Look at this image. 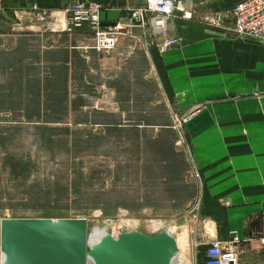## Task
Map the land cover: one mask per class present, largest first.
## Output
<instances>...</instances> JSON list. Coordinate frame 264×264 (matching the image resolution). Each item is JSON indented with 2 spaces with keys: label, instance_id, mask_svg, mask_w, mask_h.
Listing matches in <instances>:
<instances>
[{
  "label": "crops",
  "instance_id": "1",
  "mask_svg": "<svg viewBox=\"0 0 264 264\" xmlns=\"http://www.w3.org/2000/svg\"><path fill=\"white\" fill-rule=\"evenodd\" d=\"M76 1L96 2L104 11L122 13L130 6L144 3V0H0V114H9L22 121L24 107L39 109L35 115L38 119L44 117L42 109L50 102L53 106L56 103L66 108L78 105L86 108L83 120L77 124H92L99 129L77 134V140L83 141L86 151H91L88 146L91 143L104 144L101 151L107 156L108 171H113L111 166L115 165L114 170L122 180L113 185L101 183V187L106 191L110 188L120 191L121 202L134 195L140 203L162 201L165 199V193H159L162 189L179 190V200H163V203H178L180 212L196 197L198 204L194 207V216L197 222L202 220L210 225V228L202 226V234L228 241L231 236H239L240 244L233 242L238 264H264L260 240L264 235V43L236 35L231 30L232 21L228 27L223 26L225 28H210L198 21L201 14L231 10L240 0H181V5L185 4L194 12V18L172 20L171 32L181 38L180 45L163 55L152 49L151 59L141 53L152 72L147 70L145 77L146 82L152 84H140L144 93L150 92L144 89H151L149 94L139 96L146 105L137 108L135 98L140 85L133 83L127 98L118 86L115 101L110 100L113 98L107 100L119 106L101 103L99 109L95 107L99 106L95 103L98 100L77 105L72 97L57 102L45 96V91H51L46 85H52L54 75L50 69L54 63H57L56 68L65 71L66 91L75 85L69 72L73 58L62 62L57 55L59 52L70 54L69 47L74 49L81 38L79 32L60 29L61 15ZM34 4L37 9L33 8ZM48 10L55 12H45ZM93 86L99 92H109L104 83L89 88ZM156 88L159 96L168 102V108L190 114L185 125L189 152L173 151L172 131L167 126L168 111L164 108L161 112L154 101ZM72 117L75 116L69 112L63 117L66 122L55 123L67 125ZM38 119L33 121L39 122ZM108 126L112 128L111 133H104L102 128ZM60 139L64 141L65 138L59 136L57 141ZM146 140L164 148L156 146L158 149H152L151 155ZM69 141L68 148L62 151L65 155H76L77 141L73 146ZM129 146L133 147L130 154ZM118 147L125 148L124 153L112 150ZM162 151L165 157L177 156L181 164L178 183L172 186L169 182L166 186L164 176L155 181L156 171L149 168L151 159L164 156ZM189 153L200 171L201 185L192 176ZM165 162L159 160V164ZM195 188L198 191L193 196ZM221 198L227 199L229 204H223ZM174 237L180 250L177 237ZM194 264L202 263L196 258Z\"/></svg>",
  "mask_w": 264,
  "mask_h": 264
},
{
  "label": "rangeland",
  "instance_id": "2",
  "mask_svg": "<svg viewBox=\"0 0 264 264\" xmlns=\"http://www.w3.org/2000/svg\"><path fill=\"white\" fill-rule=\"evenodd\" d=\"M189 5L192 6L191 3ZM192 14L194 17L193 11ZM204 14L198 16V21L202 24L208 22L204 21ZM214 16L221 19V24L225 27H228L227 25L232 21L230 10L216 11ZM208 27L211 28V25H208ZM69 50L71 51L70 54L69 52L68 54L59 52L57 57L62 62L66 59L68 61L71 57L73 58L74 62L72 67L70 66L69 72L70 79L75 85L72 84L71 89L66 91L64 69L56 68L57 63L52 64L51 68L53 69H50V72L53 73L54 78L51 82L52 85L49 84L50 82L47 83L49 85H46V87L49 86L51 91H45V96L49 98V101L58 102L72 97L77 105L83 101L87 103L89 100H98L95 101L99 105L95 106L97 109L100 108L101 103L119 106L116 102H107L109 98H113L110 100L115 101L118 89L120 92L123 90L124 98H127L128 92L132 89L130 86L133 83L139 85L142 82L152 84L145 80L147 70L151 72V69L142 57V51L132 46L131 41L121 40L116 49L109 52H82V50L71 49L70 47ZM60 67L64 68L65 66L60 64ZM152 78L154 79V77ZM99 83H104L105 89H108L109 92H99L95 90V86L89 88L90 85ZM141 87L142 85H140V89L138 88L140 90L137 94L138 97L135 98L137 108L146 105V101L139 96L151 92V89L146 88L144 90L150 92L144 93ZM156 87L158 88L157 83ZM157 88L154 101L157 102L161 112L165 111L164 108H167L169 117L168 102L162 99V95L159 96ZM33 96H35L34 92ZM52 104L51 102L45 104L46 107L42 109L44 117L40 119L35 117L36 112L39 110L36 108L24 107L22 121L18 117L9 116V114H0L2 116L0 118V220L2 218L24 217H82L89 220V235L96 231L97 226L94 223L98 222L97 224L102 226L104 224L102 221H110L112 224L111 232H121L132 230L127 225L128 221H131L134 227L144 234L169 231L177 237L180 247L179 259L186 260L187 264H194L197 258L198 263L204 264L206 249L212 240L219 239L213 235L202 234V229H204L202 226L205 225V227L210 228V225L206 221L203 223L202 220L197 222V218L194 216L196 214L194 208L197 202L196 197L184 207L182 212L179 211L178 203H166L169 199L175 200L176 198V201L179 200L181 195L179 190L171 188H165L159 192L161 194L165 193V199H163L166 200L165 203H163V200H158L155 203H140L134 195L127 196L128 199L121 202L120 191H115L112 188H110V191H106V188L100 186L101 183L102 185L103 183L113 185L122 182L121 176L114 170L116 169L115 165L111 166L113 171H108L107 160H105L107 156L104 155L105 151H101V149L104 150V144L94 143L96 144L94 145L90 142L91 144L88 146L91 151H86L87 149H83V141L77 140L79 138L76 136L77 134L83 135L90 129H97L96 131H98L99 128H95L92 124H77V122L83 120L84 107L78 105L77 107L66 108L56 103L55 106ZM69 112L75 117L70 118L67 125H56L55 122L57 121L66 122L63 121V117L67 116ZM37 119L40 121H33ZM168 121L170 122V118ZM168 124L169 127L170 123ZM169 128L172 131L173 151L178 152L175 144V133L171 127ZM102 130L104 133H111L112 128L108 126L102 128ZM59 136H63L64 141L61 139L57 141ZM185 136L187 138L186 131ZM74 138L76 139L73 140ZM69 139L72 146L77 141L75 143V146H77L75 149L76 155H65L66 152L62 151L68 148ZM60 143L62 144L60 145ZM158 144L146 140L149 151L157 147L162 148V145L158 146ZM85 146L87 145L85 144ZM94 146L96 147L94 148ZM132 148L130 146L127 148L129 154ZM116 149L121 153L125 151V148L121 147L112 150ZM151 151L152 155L153 151ZM85 152L90 153L85 155ZM161 153L164 156L151 159L152 162L149 165V168L156 171L155 181L164 176L167 179V181H163L166 182V186L169 185L168 182L171 186L177 184L181 168L179 158L177 156L165 157V153L163 151ZM161 159L167 162L159 164ZM128 175L131 176V172ZM146 181L147 183L150 182L148 176ZM197 191V188L193 189V196L196 195ZM220 200L225 205L229 204L227 199L221 198ZM154 207H156L155 211L152 210ZM207 231L209 230L207 229ZM237 237L239 238V236ZM184 238L187 241H184ZM232 240L233 236H231L230 241L227 239L219 241L228 251L233 253L235 264H238V253L236 247H234L235 242L233 243ZM240 240L239 238L237 245L240 244ZM202 244L207 245L201 249L199 247H202Z\"/></svg>",
  "mask_w": 264,
  "mask_h": 264
},
{
  "label": "built area",
  "instance_id": "3",
  "mask_svg": "<svg viewBox=\"0 0 264 264\" xmlns=\"http://www.w3.org/2000/svg\"><path fill=\"white\" fill-rule=\"evenodd\" d=\"M181 4V0H144V3L130 6L114 21L112 25H103L100 13L103 7L96 2L76 1L61 15L60 29L68 33L79 32L81 38L74 48L82 52H109L119 45L121 40L131 41V45L140 49L147 59H151V50L155 49L163 55L171 49L178 47L181 38L171 32L172 20L176 17L193 19L192 10ZM37 9V5H33ZM48 13L55 11H45ZM232 20L231 30L236 35L252 37L264 43V0H240L230 10ZM207 25L225 28L221 19L208 14L204 21ZM152 67V66H151ZM169 109L170 126L176 136L178 151L189 152V144L185 136V123L190 116L186 111ZM192 176L201 185V174L194 166L192 155ZM197 202L195 208L197 207ZM239 238L233 236L232 242ZM264 248V235L260 237ZM235 257L219 240H212L206 249L204 264H234ZM229 259V260H228Z\"/></svg>",
  "mask_w": 264,
  "mask_h": 264
},
{
  "label": "water",
  "instance_id": "4",
  "mask_svg": "<svg viewBox=\"0 0 264 264\" xmlns=\"http://www.w3.org/2000/svg\"><path fill=\"white\" fill-rule=\"evenodd\" d=\"M120 11H102L112 25ZM82 217L2 218L0 264H173L176 239L167 231L144 234L106 230L88 232Z\"/></svg>",
  "mask_w": 264,
  "mask_h": 264
},
{
  "label": "bare ground",
  "instance_id": "5",
  "mask_svg": "<svg viewBox=\"0 0 264 264\" xmlns=\"http://www.w3.org/2000/svg\"><path fill=\"white\" fill-rule=\"evenodd\" d=\"M181 5V4H180ZM87 221L89 222V220L87 219ZM112 221V220H111ZM104 224L102 225V226H99L97 223H94L95 224V226H97L96 228H95V230H97V231H102V230H106L108 233H110V234H115V235H118V234H120V233H123V232H127V231H138L135 227H134V225H133V223L131 222V221H128V223H127V225H129L131 228H132V230H125V231H121V232H111V226H112V224H111V222L110 221H108V222H106V220L105 221H102ZM182 226V225H181ZM115 228V227H114ZM181 228V227H180ZM176 229V228H175ZM170 231H171V228L169 229ZM112 231H114V230H112ZM175 231V230H174ZM169 232V231H168ZM170 233V232H169ZM171 235H173L172 233H170ZM184 235V234H183ZM182 235V236H183ZM174 236V235H173ZM183 239V238H182ZM186 240V238H184V241ZM187 241V240H186ZM177 242H178V240H177ZM185 245V244H184ZM188 246V245H187ZM180 249V248H179ZM179 251L180 250H178V254H177V256H176V259L173 261V264H184V263H186L185 261L186 260H183V259H179L178 258V255H179ZM187 251V250H186ZM187 254H188V252H187ZM185 258H187L186 256H185ZM188 260H189V258H188ZM187 264V263H186Z\"/></svg>",
  "mask_w": 264,
  "mask_h": 264
}]
</instances>
